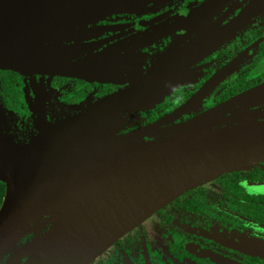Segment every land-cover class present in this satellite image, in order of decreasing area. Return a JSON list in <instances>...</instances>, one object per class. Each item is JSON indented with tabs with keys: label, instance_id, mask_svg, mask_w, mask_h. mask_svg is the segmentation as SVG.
Returning <instances> with one entry per match:
<instances>
[{
	"label": "flooded vegetation",
	"instance_id": "flooded-vegetation-1",
	"mask_svg": "<svg viewBox=\"0 0 264 264\" xmlns=\"http://www.w3.org/2000/svg\"><path fill=\"white\" fill-rule=\"evenodd\" d=\"M110 1L116 6L78 17L60 37L0 45V140L25 146L43 128L84 117L60 139H87L51 162L68 165L264 122V0ZM167 65L155 82L158 91L170 82L162 94L149 89L144 94L154 99L85 119ZM187 103L190 109L175 115ZM53 218L20 231L31 239L29 254ZM177 218L168 226L152 216L91 264H237V250L226 244L264 245L237 225Z\"/></svg>",
	"mask_w": 264,
	"mask_h": 264
},
{
	"label": "water",
	"instance_id": "water-1",
	"mask_svg": "<svg viewBox=\"0 0 264 264\" xmlns=\"http://www.w3.org/2000/svg\"><path fill=\"white\" fill-rule=\"evenodd\" d=\"M114 6L110 0H0V45L60 37V31L77 23L78 17H99ZM169 67L151 74L127 97L99 104L85 119L127 101L154 99L156 95L144 93L159 90L155 82ZM170 87V82L165 83L157 96ZM190 107L191 103L185 104L175 115L184 114ZM83 120L43 128L24 147L0 140V179L5 183L0 207V255L11 240L16 242L25 236L20 231L27 225L54 216L22 264H91L183 195L223 176L264 164V122L75 164L51 163L70 146L87 139H60ZM226 245L264 260L262 250Z\"/></svg>",
	"mask_w": 264,
	"mask_h": 264
},
{
	"label": "trees",
	"instance_id": "trees-1",
	"mask_svg": "<svg viewBox=\"0 0 264 264\" xmlns=\"http://www.w3.org/2000/svg\"><path fill=\"white\" fill-rule=\"evenodd\" d=\"M210 185L212 189L205 185L183 195L155 216L168 226L175 217L178 220L207 217L211 224L215 221L216 224L237 225V232L264 242V164L223 176ZM4 196L5 183L0 179V207ZM20 240L24 242L22 247H26L31 239L24 236ZM237 264H264V260L247 257L237 251Z\"/></svg>",
	"mask_w": 264,
	"mask_h": 264
},
{
	"label": "rangeland",
	"instance_id": "rangeland-1",
	"mask_svg": "<svg viewBox=\"0 0 264 264\" xmlns=\"http://www.w3.org/2000/svg\"><path fill=\"white\" fill-rule=\"evenodd\" d=\"M210 184H208V189H212V186ZM152 223H154V220H152ZM23 243L24 242H22V240L16 242L11 240L0 255V264H21L23 259L30 252V250H27L26 247H22ZM237 243L241 244V242ZM251 247L262 250L264 249V245L262 243H253ZM107 257L108 255L103 258L106 259Z\"/></svg>",
	"mask_w": 264,
	"mask_h": 264
}]
</instances>
